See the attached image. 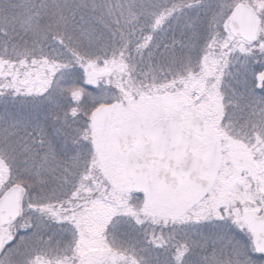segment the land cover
I'll list each match as a JSON object with an SVG mask.
<instances>
[{"label": "snow or ice", "instance_id": "1", "mask_svg": "<svg viewBox=\"0 0 264 264\" xmlns=\"http://www.w3.org/2000/svg\"><path fill=\"white\" fill-rule=\"evenodd\" d=\"M0 264H264V0H0Z\"/></svg>", "mask_w": 264, "mask_h": 264}]
</instances>
